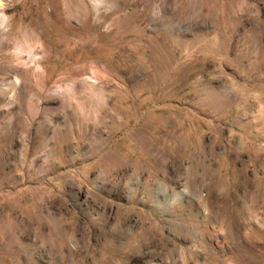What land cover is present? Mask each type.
<instances>
[{
  "label": "rangeland",
  "instance_id": "374dc122",
  "mask_svg": "<svg viewBox=\"0 0 264 264\" xmlns=\"http://www.w3.org/2000/svg\"><path fill=\"white\" fill-rule=\"evenodd\" d=\"M3 1L0 264H264V0Z\"/></svg>",
  "mask_w": 264,
  "mask_h": 264
},
{
  "label": "bare ground",
  "instance_id": "6f19581e",
  "mask_svg": "<svg viewBox=\"0 0 264 264\" xmlns=\"http://www.w3.org/2000/svg\"><path fill=\"white\" fill-rule=\"evenodd\" d=\"M4 6V1L3 0H0V7H3ZM5 17L3 16V14H0V26H3V24H4V22H5ZM17 81H15V83H16ZM14 83V82H13ZM11 99V98H10ZM219 202V201H218ZM246 204H247V202H245ZM260 204L261 205H259V207L258 208H256V210H251V208L250 207H248V205L246 206V207H244V210L245 211H247V212H251L252 214H254L255 215V218L253 219L254 220V224L253 225H248V227H250V228H254V226L255 225H260L263 229H261L260 227H257V229H259V231L258 232H254L255 234H254V238L255 239H260V241H261V238H263V236H264V220H260L261 218H258V213L260 212V211H263L264 212V209H263V205H264V199H262L261 200V202H260ZM221 205V204H220ZM221 206H223V205H221ZM224 206H226V205H224ZM227 207V206H226ZM218 209L220 210V211H224L223 209H225L226 210V208L225 207H220V206H218ZM240 211H243V208H241V210ZM239 211V212H240ZM258 212V213H257ZM221 213V212H220ZM220 215V214H219ZM224 220V219H223ZM222 222V221H221ZM224 222V221H223ZM237 227H239V226H237ZM240 228V227H239ZM238 228V232L240 233V229ZM252 231V230H251ZM263 232V233H262ZM244 233V232H243ZM247 234H249V232H248V229H245V233H244V235H245V238L246 239H249V240H252V238L250 237V236H248ZM239 235H241V234H239ZM243 237V236H242ZM251 238V239H250ZM254 240V239H253ZM257 241H259V240H257ZM253 243V242H252ZM189 260V259H188ZM185 261H187V260H185Z\"/></svg>",
  "mask_w": 264,
  "mask_h": 264
}]
</instances>
